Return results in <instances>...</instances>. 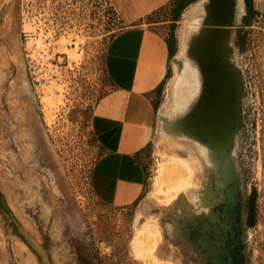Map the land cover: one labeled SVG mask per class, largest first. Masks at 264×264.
Instances as JSON below:
<instances>
[{
  "label": "rangeland",
  "instance_id": "rangeland-1",
  "mask_svg": "<svg viewBox=\"0 0 264 264\" xmlns=\"http://www.w3.org/2000/svg\"><path fill=\"white\" fill-rule=\"evenodd\" d=\"M225 6L231 11L230 15L228 10L224 14L232 27L225 41L222 63L219 52L215 53L219 64L231 68L228 74L233 86V71L237 73L236 131H233L234 115L227 108L225 97L221 104L210 98L195 124L198 130L205 131L226 127L224 136L218 140L222 143L217 152V140L201 137L199 133L194 135L197 111L188 128L181 126L197 101L201 86L199 80L194 94L187 93L194 76L192 69L187 71L186 62L192 66L195 63L188 56L190 46L186 41L190 35L184 33L180 45L178 30L188 7L174 26V54L157 99L151 142L142 157L147 178L144 191L138 202L117 208L100 204L88 186L90 167L98 155L88 128L90 113L108 90L102 65L105 48L123 26L114 2L2 0L0 264H41L18 237L7 214L43 249L47 264H188L194 257L187 253L180 236L183 213L196 206L194 196L203 191L204 166L214 187L223 189L234 168L241 201L239 264H264V15L258 16L248 6L247 24L243 25L239 21L243 14L241 0H229ZM193 18L199 20L198 16ZM167 19V11H159L145 21L160 30ZM21 30L28 31L27 39L40 43L45 50L44 61L36 66L33 75L27 71ZM198 36L201 39L204 35ZM202 82L204 92L198 108L211 93V89L206 91L211 85ZM223 108L229 111L231 126L224 125L227 119ZM216 114H221L222 129L213 125ZM203 147L209 153L203 154L200 150ZM216 159L224 164L220 165ZM175 160H184L194 167L192 181L186 180L187 186L175 196L171 188L168 196L160 191L157 194L164 174L176 166L184 170ZM28 180L36 182L34 191L26 190ZM235 186L232 184L226 190L229 204L234 202ZM207 200H201L204 208L212 201ZM145 224L149 227L145 228ZM152 224L159 231L157 241ZM144 228L147 231L152 228L149 232L155 233L143 232ZM140 232L145 237L146 233L149 235L141 238L144 241L138 254L145 253L138 257L134 243Z\"/></svg>",
  "mask_w": 264,
  "mask_h": 264
},
{
  "label": "crops",
  "instance_id": "crops-1",
  "mask_svg": "<svg viewBox=\"0 0 264 264\" xmlns=\"http://www.w3.org/2000/svg\"><path fill=\"white\" fill-rule=\"evenodd\" d=\"M112 1L123 26L105 48L102 65L108 90L98 98L90 113L88 128L98 155L90 167L88 186L100 204L123 208L138 202L145 188L147 178L142 157L151 142L157 99L174 54L175 40L171 42L169 28L171 10L177 0ZM211 1L195 0L181 11L174 24L189 7L178 30L180 45L184 33L192 36L203 28L198 23L206 16ZM248 6L264 15V0H250ZM159 11L168 13V19L161 23L166 26L160 30L145 21ZM227 13L230 15L231 11ZM172 35L174 38V31ZM187 39L188 45L192 37ZM186 63L187 71L195 72L196 81L206 79L203 69L200 79L196 66ZM211 88V92L215 91Z\"/></svg>",
  "mask_w": 264,
  "mask_h": 264
},
{
  "label": "flooded vegetation",
  "instance_id": "flooded-vegetation-1",
  "mask_svg": "<svg viewBox=\"0 0 264 264\" xmlns=\"http://www.w3.org/2000/svg\"><path fill=\"white\" fill-rule=\"evenodd\" d=\"M234 41L235 43H237L235 38ZM193 76L194 83L189 84L191 86L187 88L188 94L191 91L193 94L195 92L194 87L196 85L195 83L197 82L195 72H193ZM202 83L203 82L201 81L200 93L204 92ZM213 90L215 89L213 88ZM188 97L190 96L188 95ZM209 99L210 98H207L205 100L206 103L202 108L203 111L201 110L202 112L197 115V120L194 122L195 128L193 127L194 131H203L198 130L195 124L199 121L200 116L204 112L205 105L208 103ZM224 132L225 129L207 130L205 138L209 140H217L215 141L217 145L216 143L214 144L216 145L217 150H219L221 143L220 141L218 142V140L224 136ZM20 137L22 138V135ZM19 148L21 155L22 147ZM30 166L32 165H29V168ZM204 168L206 177L203 191L201 192V194H198L197 197L194 196L195 198L193 200V204H196V206L192 205L191 207H188L187 210L183 213L184 221L183 225L181 226L182 234L180 236L184 239L186 248L188 249L187 253L190 256L194 257L193 261L190 259V261H188L187 263L239 264L240 218L238 217V207L241 201L239 195L237 194V188L235 187V193L233 196L234 202L233 204H229L226 199V190L228 187H231L232 183L228 182L225 189H223V187L215 188L208 168L205 166ZM23 170L24 169H22V171ZM20 176L23 177L22 174H20ZM22 180L23 179H21V181ZM207 199H212V201H210L208 208H204L201 204V200H206L208 202ZM194 210L196 212H194Z\"/></svg>",
  "mask_w": 264,
  "mask_h": 264
},
{
  "label": "water",
  "instance_id": "water-1",
  "mask_svg": "<svg viewBox=\"0 0 264 264\" xmlns=\"http://www.w3.org/2000/svg\"><path fill=\"white\" fill-rule=\"evenodd\" d=\"M226 0H213L209 2L208 8L205 10L207 18L206 23L202 25V29L206 33V39L202 42V51L205 57H207L208 62H206L205 66L207 67V70L209 71V74L211 76V86L214 87L215 90L217 88H220L219 85L223 83V86H226L225 92V98H226V105L227 108L233 113L234 115V129L235 132L239 123H238V110H237V94L239 93L238 88V79H237V73L234 72V86L232 85V78L228 74L229 68L225 67L223 64H220L219 71L216 68V61L213 58L215 52H219V58L221 60V56L224 54L223 52L226 50V38L230 31V28L232 27L230 22H228V17L224 13H226L227 7L225 6ZM242 8H243V14L241 15L239 21L241 24L246 25L247 24V18H248V3L247 0H241ZM225 9V11H224ZM216 46V47H215ZM213 55V56H212ZM191 60L195 63V66L197 68V71L199 73L200 79L202 78V66L200 65V62L197 57V48L196 44L192 47L190 56ZM222 63V61H221ZM217 80V81H216ZM201 94L199 92V96L195 104H193L192 108L189 109V113L186 115L183 123L181 124L182 128H188V125L194 120L195 118V112L199 111L198 109V102L201 98ZM215 98V97H214ZM213 98V99H214ZM197 109V110H196ZM210 109H208L207 112H209ZM193 137V136H192ZM231 137V136H230ZM224 150L227 149V143L224 144ZM224 164V163H223ZM234 186L236 185V175L235 172L232 171L231 179L230 181ZM236 187V186H235ZM1 206V210H2ZM3 213L4 210H3ZM7 217L10 220V223L15 230L18 237L25 243V245L33 252L35 253L37 259L41 264H47L45 252L43 249L37 244V242L31 238L19 225L15 222V220L10 217L7 214Z\"/></svg>",
  "mask_w": 264,
  "mask_h": 264
},
{
  "label": "bare ground",
  "instance_id": "bare-ground-1",
  "mask_svg": "<svg viewBox=\"0 0 264 264\" xmlns=\"http://www.w3.org/2000/svg\"><path fill=\"white\" fill-rule=\"evenodd\" d=\"M2 2V0H0V3ZM209 18H207V16H205L201 21V23H206L207 22V20H208ZM202 24V25H203ZM204 35V36H202L201 37V39H200V36H198V35ZM190 37H192V39H190V42H189V44H188V46H190V48H189V55H190V52H191V49H192V47L196 44V48H197V59L199 60V61H197L198 63L200 62V65L202 66V69H203V71L205 72V76H206V79H205V82H206V84L207 83H211V76H210V74H209V71L207 70V67L205 66L206 64V62H208V59H207V57H205V55L203 54V51H202V42H203V40L204 39H206V33L204 32V30L201 28L200 29V32L199 33H197V34H195V35H192V36H190ZM39 45H40V43H38ZM41 46V45H40ZM42 47V46H41ZM213 56V55H212ZM213 58L215 59V61H216V68H217V70L219 71V69L221 68L220 67V64H219V62H217L218 61V57H216V53H214V56H213ZM219 87L220 88H217L218 90H216V91H213V92H211L209 95H207L205 98L207 99V98H216L217 99V103L218 104H221V99L222 98H224L225 97V92H224V90H225V86H223V83L221 84V85H219ZM211 90H212V88H211ZM216 92H218V95L217 96H215V94H216ZM214 98V99H215ZM206 103V101L204 102V104ZM204 104L203 105H201L200 106V108H198L199 109V111H197L196 113H197V115L198 114H200V112H202L203 111V107H204ZM218 104H217V106H218ZM221 106V105H220ZM224 109V108H223ZM222 109V110H223ZM202 110V111H201ZM224 113H225V116H226V119H227V122L224 124L225 126L226 125H228V124H230V126L232 125V122L230 121V119L228 118V113H229V111H226L225 109H224ZM196 120H197V118H196ZM213 125H215V126H217L218 128H221L222 129V126H223V119H222V117H221V114H216L215 115V119H214V121H213ZM224 129H226V127H224L222 130H224ZM232 129V128H231ZM194 132V135H197L198 133L201 135V137H204L205 138V136H206V131H193ZM30 134V133H29ZM28 137H29V135H28ZM226 138V137H225ZM222 143V142H221ZM189 144V143H188ZM218 149H219V146H218ZM201 150V152H203V154H207L208 153V151H206V149L205 148H202V149H200ZM220 150V149H219ZM216 152H217V148H216V150H215ZM171 160H173V159H171ZM216 161H217V159H216ZM175 162H177V164H179V166L180 167H183L184 168V170H180V169H178V166H176L175 167V169L174 170H170L171 172H168V173H166V174H164V176L160 179L161 181H159L160 182V187L159 188H157V194H158V192L160 191V192H162V193H165L167 196L168 195H170V191H169V189L171 188L173 191H174V193H173V196H175V194H176V192H178L180 189H183L184 188V185L185 186H187V182L189 183V182H191L192 181V175H193V169H194V167L189 163V162H186V161H181V160H175ZM218 162V161H217ZM220 165H223V163L224 162H222V160H221V162H218ZM176 164V165H177ZM182 168V169H183ZM226 167H224V169H225ZM168 170V169H167ZM187 172H186V171ZM183 171L185 172V174L186 173H188V175H187V177H186V175L183 173ZM227 173V172H226ZM185 175V176H184ZM160 177V176H159ZM184 177V179H185V177L187 178V179H182ZM158 180V179H157ZM186 180H187V182H186ZM158 182V181H157ZM185 183V184H184ZM157 184V183H156ZM36 182L35 181H32V180H28L26 183H25V188H26V190L27 191H34L35 189H36ZM191 185V184H190ZM158 186V185H157ZM172 193V192H171ZM156 195V194H155ZM165 195V196H166ZM162 199V198H161ZM165 199V198H164ZM160 201V200H159ZM163 201V200H162ZM169 201V200H168ZM168 201H166L167 203H168ZM147 225H149V224H147ZM146 224H145V228L147 227H149V226H147ZM152 226H155V225H153L152 224ZM145 228H144V230H142L143 232L144 231H147V229L145 230ZM155 230H156V241H157V239H159V231H158V229H157V227L155 226ZM152 228H149L148 229V233L150 234V233H153V232H149V230H151ZM139 230V229H138ZM143 232H140V233H138L137 234V238L138 239H136V238H134V240L136 241L135 243H134V248H135V254L138 256V257H141V254L142 255H144L143 253H145V252H141V254H138V252H139V246H141V248H142V242L144 241H142L141 240V238L143 237V239L144 238H147V236L149 235V234H147L146 232V237H145V235L143 234ZM155 233V232H154ZM151 236H152V234H151ZM136 237V236H135ZM149 238V237H148ZM153 238V237H152ZM149 239H151V238H149ZM149 239H147V240H149ZM152 240V239H151ZM150 241V240H149ZM155 241V242H156ZM134 242V241H133ZM147 242V241H146ZM152 242V241H151ZM141 244V245H140ZM145 244V243H144ZM147 246V245H146ZM144 247H145V245H144ZM147 248V247H146ZM145 248V249H146ZM150 249V248H149ZM153 249V248H152ZM146 251H148V248H147V250ZM151 252V251H150ZM140 253V252H139ZM150 255V254H149ZM152 256V255H151ZM151 258V257H150ZM152 259V258H151ZM148 260V259H147ZM154 260H155V258H154ZM156 261V260H155ZM158 261V260H157ZM160 262V261H159ZM156 263V262H155ZM155 263H153V264H155ZM156 264H158V263H156ZM159 264H162V263H159ZM164 264H166V263H164Z\"/></svg>",
  "mask_w": 264,
  "mask_h": 264
},
{
  "label": "built area",
  "instance_id": "built-area-1",
  "mask_svg": "<svg viewBox=\"0 0 264 264\" xmlns=\"http://www.w3.org/2000/svg\"><path fill=\"white\" fill-rule=\"evenodd\" d=\"M258 16L261 14L258 13ZM21 36L23 39L22 51L26 62L27 71L29 75H33L38 64L44 61L45 50L34 40L27 39L30 33L25 30H21ZM30 37V36H29Z\"/></svg>",
  "mask_w": 264,
  "mask_h": 264
},
{
  "label": "trees",
  "instance_id": "trees-1",
  "mask_svg": "<svg viewBox=\"0 0 264 264\" xmlns=\"http://www.w3.org/2000/svg\"><path fill=\"white\" fill-rule=\"evenodd\" d=\"M193 1H195V0H177L176 1V4H175V6H174V8L171 10V24H170V28H169V30H170V40H171V42L172 41H174V38H173V35H172V33H173V30H174V26H175V24H174V22L175 21H177V19H178V16H179V14L181 13V11L188 5V4H190L191 2H193ZM247 2H248V5H250V0H247ZM170 47V46H169ZM169 54L171 55L172 54V51H170V49H169Z\"/></svg>",
  "mask_w": 264,
  "mask_h": 264
}]
</instances>
